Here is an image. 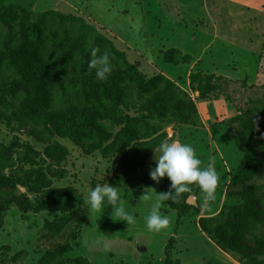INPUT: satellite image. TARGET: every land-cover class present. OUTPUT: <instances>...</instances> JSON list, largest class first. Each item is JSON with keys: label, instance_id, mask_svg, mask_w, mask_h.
<instances>
[{"label": "rangeland", "instance_id": "rangeland-1", "mask_svg": "<svg viewBox=\"0 0 264 264\" xmlns=\"http://www.w3.org/2000/svg\"><path fill=\"white\" fill-rule=\"evenodd\" d=\"M12 2L29 11L55 10L79 16L108 37L130 63H137L138 71L147 78L163 74L174 81L195 102L197 112L184 125L164 124L166 137L171 139L170 143L191 145L201 160L200 167L211 166L218 176L214 200L206 199V193L193 184L189 197H193L190 204L197 212L191 209L176 226L177 211L170 207L169 200L165 201L160 215L167 216L169 224L159 232H150L146 217L159 194L165 192V187L153 184L149 175L155 167V155L158 158L160 154L153 153L137 169L127 165L122 177L134 186L116 189L121 197L119 203L134 216L135 223L121 221L111 205L105 204L101 211L90 212L85 203L87 220L76 242H71L73 250L64 257L83 256L90 264H164V248L173 236V264H246L238 254L221 249L211 235L201 231L197 222L202 217L216 216L224 205L237 204L238 196L229 194V190L247 189L252 184L256 186L252 192L253 208L264 210V166L260 174L240 187L228 188L244 158V152L236 144L237 135L242 137L245 148L259 150L248 145L250 138L242 125L252 121L258 124L256 112L264 105V0H0V6ZM168 48L191 54V62L176 65L165 62L161 50ZM191 71L219 76L218 80H212L218 88L210 94L216 99L203 100L191 91L188 80ZM5 84H12V80ZM15 142L21 145L15 149L18 152L26 144L33 147L37 159L45 158L47 146L63 145L67 152L61 163L48 167L46 160L34 169L38 174L46 173L49 188H72L84 201L93 180L106 184L121 178L118 164L122 153L115 158H104L99 151L87 152L69 139L44 136L30 124L19 125L13 121L8 126L4 120L0 123V143L13 145ZM21 163L17 160L19 168H29ZM19 190L27 194L24 187ZM27 196L30 200L35 198L34 194ZM60 215L62 212L55 205L24 214L11 205L0 231V264H36L46 251L62 244L63 236L74 224L66 228L64 235L55 237L46 234L44 229L46 221ZM233 220L234 217L230 218V222ZM256 237L246 233L242 238L235 237V242L243 244L251 255L263 261L264 242ZM3 245H8L9 250H2ZM21 250L27 253L12 260Z\"/></svg>", "mask_w": 264, "mask_h": 264}, {"label": "trees", "instance_id": "trees-1", "mask_svg": "<svg viewBox=\"0 0 264 264\" xmlns=\"http://www.w3.org/2000/svg\"><path fill=\"white\" fill-rule=\"evenodd\" d=\"M93 49L98 50L97 56L109 57L112 72L105 81L97 80L95 71H89ZM161 55L165 62L175 65L189 64L192 60L191 54L178 48L161 50ZM137 65L130 63L108 37L79 16L55 10L29 11L16 2L0 6V123L6 120L8 126L13 121L19 125L30 124L44 136L69 139L87 152L99 151L104 158H115L122 153L118 164L121 178L109 182L115 187H133L122 177L127 165L134 169L141 167L153 153H159L162 141L171 140L166 137L164 124L184 125L197 112L195 102L174 81L163 74L147 78L138 71ZM215 78L218 80L219 76L191 71L190 89L203 100L216 99L210 96L218 88L212 83ZM9 80L12 84L6 85ZM257 110L258 124L252 121L242 127L250 138L248 145L259 150L245 148L242 137L237 135L236 144L244 152V158L228 184L229 189L240 187L263 170L264 105ZM20 146L19 142L0 143V231L11 205L23 214L55 205L62 215L45 222L46 234L64 235L69 225L74 226L63 236L64 242L46 251L36 264H90L83 256L64 257L73 250L71 242H76L88 217L81 194L72 188H49L46 173L38 174L34 169L46 160L48 167L61 163L66 157V148L57 143L49 145L44 149L45 158L37 159L33 147L26 144L21 152L15 150ZM18 153L20 156L15 157ZM17 160L29 168H19ZM152 182L165 187V192L170 191L171 182L167 177L159 183ZM97 185L104 182L93 180L91 189ZM19 187L35 198L30 200ZM255 188L252 184L247 189L229 190V194L238 196L239 202L224 205L216 216L202 217L197 222L201 231L211 235L221 249L238 254L246 264L264 262L251 255L243 244L235 242V237L242 238L246 233L256 237L259 226H264V210L253 208ZM189 189L176 200H169L170 207L177 211L176 226L191 209L197 212L196 207L187 203L193 185ZM232 217L234 220L230 222ZM263 226L256 237L262 242ZM174 242L171 236L164 248V264H173ZM1 249L7 251L9 246L3 245ZM26 253L21 250L11 259L16 261Z\"/></svg>", "mask_w": 264, "mask_h": 264}, {"label": "clouds", "instance_id": "clouds-1", "mask_svg": "<svg viewBox=\"0 0 264 264\" xmlns=\"http://www.w3.org/2000/svg\"><path fill=\"white\" fill-rule=\"evenodd\" d=\"M97 49L91 52L89 71H95V78L105 81L112 72V66L107 55L97 56ZM159 157L156 155L155 167L150 170V178L159 183L165 176L170 180V191L160 193L152 205L150 214L146 217V227L150 232H159L169 224L167 216L160 215L161 206L165 201L176 200L180 194L188 192L189 186L196 184L206 193V199H215V188L218 176L211 166L201 168V160L196 156L193 147L181 142L162 141L159 144ZM121 200L115 186L106 183L97 185L88 193L86 201L90 212H99L105 204L111 205L115 214L127 224L135 223L134 216L129 214L119 203Z\"/></svg>", "mask_w": 264, "mask_h": 264}, {"label": "water", "instance_id": "water-1", "mask_svg": "<svg viewBox=\"0 0 264 264\" xmlns=\"http://www.w3.org/2000/svg\"><path fill=\"white\" fill-rule=\"evenodd\" d=\"M192 198H193V197H188V199H187V203H188V204L192 203V202H191Z\"/></svg>", "mask_w": 264, "mask_h": 264}]
</instances>
